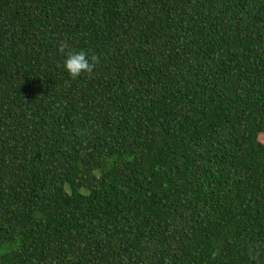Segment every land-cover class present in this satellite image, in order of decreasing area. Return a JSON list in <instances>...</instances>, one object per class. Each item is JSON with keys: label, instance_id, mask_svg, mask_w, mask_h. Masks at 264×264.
<instances>
[{"label": "trees", "instance_id": "16d2710c", "mask_svg": "<svg viewBox=\"0 0 264 264\" xmlns=\"http://www.w3.org/2000/svg\"><path fill=\"white\" fill-rule=\"evenodd\" d=\"M0 264H264V0H0Z\"/></svg>", "mask_w": 264, "mask_h": 264}, {"label": "clouds", "instance_id": "9594fccd", "mask_svg": "<svg viewBox=\"0 0 264 264\" xmlns=\"http://www.w3.org/2000/svg\"><path fill=\"white\" fill-rule=\"evenodd\" d=\"M58 51L66 56L63 61V68L72 80L80 78L82 74H92L99 64L97 54L89 55L83 50H66V44L63 42L58 46Z\"/></svg>", "mask_w": 264, "mask_h": 264}, {"label": "rangeland", "instance_id": "374dc122", "mask_svg": "<svg viewBox=\"0 0 264 264\" xmlns=\"http://www.w3.org/2000/svg\"><path fill=\"white\" fill-rule=\"evenodd\" d=\"M7 249V246H4L1 250V253H3Z\"/></svg>", "mask_w": 264, "mask_h": 264}]
</instances>
